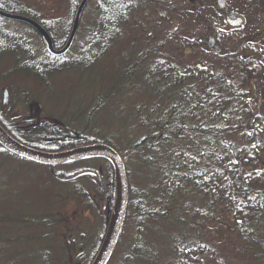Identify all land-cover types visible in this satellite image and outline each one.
<instances>
[{
    "label": "trees",
    "instance_id": "trees-1",
    "mask_svg": "<svg viewBox=\"0 0 264 264\" xmlns=\"http://www.w3.org/2000/svg\"><path fill=\"white\" fill-rule=\"evenodd\" d=\"M50 1L67 14L48 18ZM80 1L7 0L0 8L40 22L61 48ZM207 1L88 0L65 53L1 64L8 68L2 81H17L19 73L34 79L26 100L64 99L57 120L24 133L0 112L1 125L19 142L49 152L100 142L124 161L128 202L119 251L108 264H264V0H231L244 21L226 32L221 12ZM9 31L0 36L8 35L22 56L40 50L33 37ZM210 36L220 52L204 47ZM63 81L62 92L70 88L64 95ZM98 159L110 170L105 181L99 170L89 169L94 176L78 175L87 168L60 171L0 145V264H57L54 249L85 260L87 230L68 222L67 232L54 230L64 205L85 202L80 206L88 210L96 196L108 210L105 231L116 191L111 163ZM21 173L47 176L55 188L48 190L45 179L24 186ZM81 177L92 197L76 181ZM54 235L61 244L52 249L47 242ZM92 239L97 246L87 264L102 241Z\"/></svg>",
    "mask_w": 264,
    "mask_h": 264
},
{
    "label": "rangeland",
    "instance_id": "rangeland-1",
    "mask_svg": "<svg viewBox=\"0 0 264 264\" xmlns=\"http://www.w3.org/2000/svg\"><path fill=\"white\" fill-rule=\"evenodd\" d=\"M236 1H239V0H235V2ZM213 2H215V0H208L207 4L212 5ZM53 3L54 2L50 1L49 4L51 6L44 10L45 13H47L48 18H55V17L60 16V14H62V11H60L61 8L59 7L58 9H55L53 6ZM231 4H232L231 0L229 2H227L228 8L226 9L225 13H228L231 11H233L235 13L238 12V11L230 8V6L232 7ZM65 9L66 8L63 9L64 13H65ZM247 13H248V11H247ZM249 14L253 15V10L249 11ZM242 17H244V16L242 15ZM261 21H262V23H264V14H262V16H261ZM2 22H3L2 25L8 26V30H12V31L16 30V31L20 32V31H23V29H20V28L28 27L25 23H23L21 21L12 20V19H8V18H4L2 20ZM219 22L221 25V29L224 30L225 32L233 29V27H230L229 24L226 22L225 14L223 15V13L220 14V21ZM31 35L33 37V34H31ZM33 38L38 42V40L35 38V36ZM262 39H264V35H263ZM204 47H206V46L204 45ZM260 48L264 52V44L262 42L260 43ZM5 66H7V65H5ZM5 66L0 65V74L3 73L2 72L3 70L8 69V68L6 69ZM262 73H263L262 75H264V72H262ZM18 75H20V73ZM18 75L16 78H18ZM11 78L12 77H6V80H3V81L0 80V112L3 113L4 115H7L8 118L11 121H13V123H14V120H18V119L27 120L31 117H33L35 121H43V120L54 121V119L57 118V115H60V112L62 111L63 106H64V103H63L64 99L60 94H58V97H55V98L52 97L49 99H47V97H43V96L39 95L40 96L39 101L36 102V101L32 100V101H28L29 103H26L24 101V98H26L24 92L27 89H32L35 92V90H36L35 84L36 83H35L34 79L27 77V80L19 79L17 81H10ZM65 86H66V84L64 81L61 82V86L58 85V89L62 95H64L68 90H70V88H68L65 91V93L62 92L66 88ZM23 87H27V88H23ZM67 87H68V84H67ZM4 88L9 89L8 103L5 105L1 104L2 92H3ZM10 89H11V91H10ZM23 101L26 104H24ZM11 105H13L14 109H13V107L10 109ZM16 125H18V124H16ZM9 157L13 159L12 155H10ZM8 166H10V165H8ZM81 168L99 170V172L102 175V177H101L102 181H105L104 179L105 178L107 179L108 176L110 175V170H109L106 162L104 160L98 159V158L84 159V160L78 161L77 163L71 162L69 164H63V165L57 166L58 170L66 171V172H69V171L75 170V169H81ZM22 176L23 177L21 179H18V183H21L24 186L26 183L27 185L34 188L37 184H40V183H42V181L47 180L48 184L45 187H47L48 190H52L55 188V186L53 184L54 181L49 179V177H47V176L44 178L45 180L43 178H41V175H35L34 174V176H26V175L22 174ZM76 181L78 183H81V184L83 183L85 185L84 187L87 190L89 189L88 191L90 192V196L92 197V195L94 193L92 191H90L91 186L88 182V179L81 177V178H78ZM15 183H16V181L14 180L12 182V186H15ZM32 197H33V195H31L28 192V198L31 199ZM80 204L85 208V206H84L85 202H82V203L69 202L60 209L63 212L62 217L64 219H63L62 225H59L58 227H56L54 231H55L56 235L58 232H65V231L67 232L68 228H70V227H67L68 223H69V225L75 226V228L78 226L80 228V231L81 230H87V233L90 234V238H88V240L85 242V246H84V248H85L84 254L86 255L85 260L84 261H82L83 259L78 260V257L76 256V251L70 252L68 256H65L64 252H59V251L55 250L53 247L60 246L61 240L59 237L54 235L47 242V245L50 248L54 249V251L57 252L59 255H61V257H60L58 254H55V253L53 254L54 259H55L54 262L57 264H87V261H88L87 258L90 257L89 255L92 254L93 250L97 246V242H93L94 239H92V237L97 238V236H99L100 233L102 232L103 219H104L103 218L104 217V202L100 199H97L96 206L95 207L92 206V207L88 208V210L84 209V208L82 210V206H80ZM32 207L33 206L30 204H25V205H23V210L27 213L28 211H31ZM40 209H42V207ZM26 231L29 232V230H27V229H26ZM43 243L46 244L45 241L42 242V244ZM77 243H79V242L77 241L76 245H78ZM77 248H79V245L77 246ZM118 251H119V249L116 248L115 249V255L118 254ZM57 257H59V259ZM244 264H247V263H244Z\"/></svg>",
    "mask_w": 264,
    "mask_h": 264
},
{
    "label": "water",
    "instance_id": "water-1",
    "mask_svg": "<svg viewBox=\"0 0 264 264\" xmlns=\"http://www.w3.org/2000/svg\"><path fill=\"white\" fill-rule=\"evenodd\" d=\"M87 2L88 0L80 1L73 19V24L68 40L65 46L58 51L53 49L52 40L50 36L45 31V29L36 21L23 15L7 13L1 10H0V15L8 19L22 21L29 24L44 38L50 50L54 51L57 54H60L64 52L72 42L73 37L79 25L81 13ZM216 4L218 8H224L225 0H217ZM242 21L243 18L239 17L236 13H230L227 17V22L231 26H239ZM205 44L209 48L214 47L215 41L213 37H210L208 40H206ZM215 51L219 52L220 48H215ZM7 100H8V91L4 90L3 103L6 104ZM0 144L5 149L11 151L16 155L44 164L61 165L69 161H77L85 158H94V157L106 159L111 163L114 171V178L116 185L115 203L108 222L106 233L91 263V264H106L116 244L117 237L119 235L120 228L126 212L127 201H128V181H127L124 163L119 153L112 147L100 142H96L90 145H85L82 147H77L71 150H66L61 152H46V151L34 149L32 147L20 143L19 141L14 139L11 135H9L2 128L1 125H0ZM81 174L94 175V173L90 171H85L82 172Z\"/></svg>",
    "mask_w": 264,
    "mask_h": 264
},
{
    "label": "flooded vegetation",
    "instance_id": "flooded-vegetation-1",
    "mask_svg": "<svg viewBox=\"0 0 264 264\" xmlns=\"http://www.w3.org/2000/svg\"><path fill=\"white\" fill-rule=\"evenodd\" d=\"M2 2H7V0H0ZM216 1V0H215ZM214 5H215V2H214ZM217 8V7H216ZM228 8V5H227V0L225 1V7L222 8V9H218L217 10L221 13H223V15L225 14V18L227 17V15L231 12H228V13H225L226 9ZM1 11L3 12H7L8 11H5L3 9L0 8ZM10 13V12H9ZM62 13L63 15L65 16L67 14V11L65 10V13L63 12L62 10ZM26 16V15H25ZM28 17V16H27ZM0 18L1 20L4 19L3 16L0 15ZM33 19V18H32ZM34 20V19H33ZM36 21V20H34ZM38 22V21H36ZM40 25L41 23L38 22ZM28 27L26 28H20V29H23V31H20L19 34L20 36H23V37H32L31 34H33V37L35 36V38L38 40V42H41V45H40V50L38 51H35L32 53V58H27L22 56L24 55V52L22 51V48L19 47V46H16L15 47L12 45V42L9 38L8 35H5V34H2L0 36V65L3 64V65H6V64H14V63H39V62H45L46 60L44 58H41L42 56L44 55H47V53H51L53 55H59L57 53H55L54 51H51L50 48L47 46V44L45 43L44 41V38L33 28L31 27L30 25L26 24ZM28 28V29H27ZM45 29V28H44ZM46 30V29H45ZM58 30H59V27H58ZM47 31V30H46ZM0 32L1 33H8L10 32L8 30V26H5V25H0ZM48 32V31H47ZM70 33V32H69ZM48 34L50 35V33L48 32ZM51 37V35H50ZM68 38V37H67ZM52 39V37H51ZM43 41V43H42ZM67 41V40H66ZM65 41V43H66ZM64 43V45H65ZM73 44V43H72ZM63 45V46H64ZM52 47L53 49H55L56 51L60 50L61 48L59 47H54L53 45V42H52ZM71 47V46H70ZM68 47V49L70 48ZM42 48V50H41ZM46 48V49H45ZM63 48V47H62ZM210 50V49H209ZM212 51V50H211ZM66 52V50L64 51V53ZM22 54V55H21ZM21 55V56H20ZM35 55V56H34ZM26 77H29V78H32L31 76H28V75H24V74H20L18 75V78L17 79H26ZM9 92V90H8ZM40 98V97H39ZM10 101V100H9ZM24 101L26 103H29L28 101H32V99H28L26 100V98H24ZM23 101L24 104H26L25 102ZM1 104H2V101H1ZM13 107V105L10 106V109ZM14 109V107H13ZM17 121V122H16ZM40 121H35L33 117L27 119V120H22V119H18V120H14V123L13 121L11 122L12 125H11V128L17 130L19 133H24L25 130L29 129L31 127V125L33 124H36ZM58 123V122H57ZM18 124V125H16ZM59 124V123H58ZM16 125V126H15ZM67 164V163H66ZM87 170H89L87 168ZM108 210H107V207L104 205V215L107 214ZM105 232L106 230L103 232V226H102V232L100 233L99 237H103L105 235Z\"/></svg>",
    "mask_w": 264,
    "mask_h": 264
},
{
    "label": "bare ground",
    "instance_id": "bare-ground-1",
    "mask_svg": "<svg viewBox=\"0 0 264 264\" xmlns=\"http://www.w3.org/2000/svg\"><path fill=\"white\" fill-rule=\"evenodd\" d=\"M106 264H108V263H106Z\"/></svg>",
    "mask_w": 264,
    "mask_h": 264
}]
</instances>
